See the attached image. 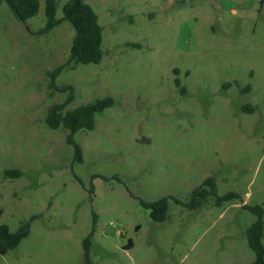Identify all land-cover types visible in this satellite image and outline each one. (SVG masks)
Listing matches in <instances>:
<instances>
[{
  "label": "rangeland",
  "instance_id": "374dc122",
  "mask_svg": "<svg viewBox=\"0 0 264 264\" xmlns=\"http://www.w3.org/2000/svg\"><path fill=\"white\" fill-rule=\"evenodd\" d=\"M66 1L57 0L58 18ZM86 1L103 25L104 58L67 65L50 88L74 27L63 21L42 34L45 0L26 22L0 0V224L16 231L36 216L0 264H84L95 215L94 264H250L256 215L245 205H264V0ZM69 85L65 112L115 99L94 129L74 134L82 163L70 130L46 123ZM208 176L220 196L240 197L210 196L197 209L171 200L165 221L140 203L189 202Z\"/></svg>",
  "mask_w": 264,
  "mask_h": 264
},
{
  "label": "trees",
  "instance_id": "16d2710c",
  "mask_svg": "<svg viewBox=\"0 0 264 264\" xmlns=\"http://www.w3.org/2000/svg\"><path fill=\"white\" fill-rule=\"evenodd\" d=\"M10 6L16 18L22 22L36 16L40 10V0H5ZM46 25L40 30V33H49L63 21H69L75 29L73 36L70 59L67 64L58 65L49 70L50 88H56V78L64 68L72 64L74 68L78 64L100 63L104 58L103 49V25L100 22V16L94 7L86 0H67L63 6L64 16L57 17V0H45ZM139 46V45H137ZM178 71V70H177ZM178 74V73H177ZM177 86L185 92V87L181 85V79H175ZM237 83V82H236ZM231 83L224 86L229 87ZM70 89L68 99L62 103H56L51 106L46 116V123L52 129L65 127L70 130L67 136V142L74 146V160L82 163L84 160L83 148L75 140L74 134L82 129L91 130L96 125V115L108 107H112L115 99L112 96L97 98L94 101L75 107L74 109L64 111L67 105L75 98L73 86H65ZM250 87L247 88V91ZM245 111L252 112L255 108L252 105H245ZM5 174L9 177H19L21 170L7 169ZM214 196L216 203L221 204L225 201L239 198L240 195L234 191L228 192L222 196L218 194L217 179L215 176L206 177L200 185L195 187L190 195L189 202H183L173 196H164L154 201L140 199L141 205L150 211V216L155 221H165L169 217L171 200L185 207L197 209L207 201L208 197ZM245 208L256 215L255 221L246 230L248 244L255 253V258L250 264H264V205H245ZM23 221L20 227L13 231L6 223L0 224V259L10 250L17 248L20 243L29 236L31 232V221ZM97 230L96 215L90 233L83 240L84 264H94L91 258V246Z\"/></svg>",
  "mask_w": 264,
  "mask_h": 264
},
{
  "label": "water",
  "instance_id": "95a60500",
  "mask_svg": "<svg viewBox=\"0 0 264 264\" xmlns=\"http://www.w3.org/2000/svg\"><path fill=\"white\" fill-rule=\"evenodd\" d=\"M142 141H145V137H143ZM134 245V240L133 238H129L127 243L125 245H123L124 249H129Z\"/></svg>",
  "mask_w": 264,
  "mask_h": 264
}]
</instances>
